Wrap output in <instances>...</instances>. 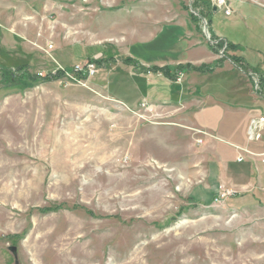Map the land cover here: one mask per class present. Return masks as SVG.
<instances>
[{
	"label": "rangeland",
	"instance_id": "1",
	"mask_svg": "<svg viewBox=\"0 0 264 264\" xmlns=\"http://www.w3.org/2000/svg\"><path fill=\"white\" fill-rule=\"evenodd\" d=\"M225 1L0 0V264H264V208L217 185L213 136L184 113L196 98L143 109L121 89L133 46L263 60L264 0ZM90 61L94 76H55ZM222 72L201 77L203 102L246 81Z\"/></svg>",
	"mask_w": 264,
	"mask_h": 264
},
{
	"label": "crops",
	"instance_id": "2",
	"mask_svg": "<svg viewBox=\"0 0 264 264\" xmlns=\"http://www.w3.org/2000/svg\"><path fill=\"white\" fill-rule=\"evenodd\" d=\"M156 39V35H153L137 41L138 44L147 47L155 44ZM173 47L169 48L175 52L172 59H144L139 55H131L129 49L124 51V54L135 60L138 65L126 64L129 68H123L129 72L130 79V81H121L124 83L121 87L123 96L128 97L127 104L137 106L142 100L176 101L184 95L185 98L190 99L195 97V103H186L184 113L186 119L190 121L189 124L203 128L213 136L209 138L204 136V146H201L200 151L210 153L211 158L215 159L217 185L222 183L226 187L233 188L236 192L234 204L240 208L246 206L264 208V161L259 156L264 153V126L261 128L258 141L250 142L247 138L251 118L264 114V59L254 65L246 57L233 54L232 56L241 59L239 65L232 61L236 67L228 66L230 67L228 70L223 62L220 67L209 72H200L192 67L186 68L180 71L184 81L177 82L162 69H168L171 76H176L177 69L181 66L199 67L210 62L212 64L218 59L214 61L212 55L209 61L197 57L199 51L207 50L203 43L195 38L178 41ZM152 68L160 70L149 71ZM218 69L234 79L240 74L246 81L239 82L238 87L230 92L227 91L229 97H225L226 92L221 93L223 90L218 87L216 88L220 93L217 91L216 94H209L204 89V100L205 97H209L211 103L203 102V87L199 84L204 79L201 77L206 78L215 74ZM255 75L262 79L260 93L254 89ZM191 144L193 148L194 141H191ZM245 150L250 153L244 152ZM240 156L245 158L242 162L238 161Z\"/></svg>",
	"mask_w": 264,
	"mask_h": 264
},
{
	"label": "built area",
	"instance_id": "3",
	"mask_svg": "<svg viewBox=\"0 0 264 264\" xmlns=\"http://www.w3.org/2000/svg\"><path fill=\"white\" fill-rule=\"evenodd\" d=\"M226 5V1L225 0H220L218 6L222 7ZM227 14L231 13V9L228 8L227 9ZM63 73L65 74V77H69V78H74L75 76H78L79 74L83 73L87 76H94L97 72H98V64L95 61H90V62H86L85 64L81 65L78 64L75 66L73 72H67L62 70ZM254 77V87L256 92L260 91V86H261V78L253 76ZM147 102H142L141 107L143 109L147 108ZM153 105L149 106L152 107ZM152 109V108H149ZM264 126V115L262 114H258L256 116H253L249 122V126H248V130H247V138L250 142H255L258 141L260 139L261 136V128ZM244 152L246 153H250L249 151L245 150ZM260 157H262V160L264 161V153L259 155ZM244 156H240L238 158L239 162H242L244 160Z\"/></svg>",
	"mask_w": 264,
	"mask_h": 264
},
{
	"label": "trees",
	"instance_id": "4",
	"mask_svg": "<svg viewBox=\"0 0 264 264\" xmlns=\"http://www.w3.org/2000/svg\"><path fill=\"white\" fill-rule=\"evenodd\" d=\"M195 19L198 20L197 17H195ZM228 46H229V44H228ZM228 46H227V48H228ZM230 58L232 59V61H233L234 63H236V64H238V65L241 63V59L238 58V57L231 56ZM126 60L129 61V58L126 59ZM127 61H126V62H127ZM130 61H131V60H130ZM223 61H224L223 59H219V60L215 61V62L212 63V64H209V65H208V64H204V65L199 66V67H196V66H181V67H179V68L177 69V74H179V72L182 71L183 69L191 68V67H192V69L197 70V71H200V72H209V71L214 70V69L217 68V67H220V66L222 65ZM158 70H160V69H159V68H152V69H150L149 71H158ZM162 71H165L167 75H169L171 78L174 79V76H171V75L169 74V70H168V69H162ZM79 75H80V74H79ZM79 75H78V78H80V77H86L85 75H80V76H79ZM55 76H57L58 78H59V77H63V76H64V73H63L62 71H58L57 74H56ZM261 85H262V79H261Z\"/></svg>",
	"mask_w": 264,
	"mask_h": 264
},
{
	"label": "water",
	"instance_id": "5",
	"mask_svg": "<svg viewBox=\"0 0 264 264\" xmlns=\"http://www.w3.org/2000/svg\"><path fill=\"white\" fill-rule=\"evenodd\" d=\"M214 10H217L216 7H214ZM13 250L15 251V249L13 248Z\"/></svg>",
	"mask_w": 264,
	"mask_h": 264
}]
</instances>
